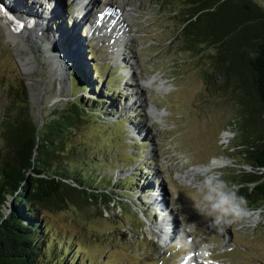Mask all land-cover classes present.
<instances>
[{
  "label": "rangeland",
  "instance_id": "rangeland-1",
  "mask_svg": "<svg viewBox=\"0 0 264 264\" xmlns=\"http://www.w3.org/2000/svg\"><path fill=\"white\" fill-rule=\"evenodd\" d=\"M77 1L0 0L2 16L12 12L15 20L23 19L15 28L24 29L32 20L39 38L29 46L13 42L0 24V122L6 118L8 86L19 76L35 120L42 121L61 98L93 97L100 106L65 139L60 163L86 176L95 194L110 190L104 198L111 202L94 200L87 209L68 201L61 208L41 209L49 263L196 264L197 257L198 264H264V213H256L263 201L223 228L193 207L200 172L191 170L222 160L212 168L236 184L238 174L229 162L249 164L245 148L255 135L243 130L242 91L218 77L207 78L216 49L183 42L182 0H108L109 11L129 14L123 22L131 35L125 39L117 33L120 26L116 31L109 26L114 16H97L102 0H88L94 7L88 15L86 8L77 12ZM120 40L126 46L119 47ZM73 64L87 75L83 83L90 88L73 84ZM159 77L171 86L160 89ZM222 132L228 148L218 142ZM180 154L190 162L181 164Z\"/></svg>",
  "mask_w": 264,
  "mask_h": 264
},
{
  "label": "trees",
  "instance_id": "trees-1",
  "mask_svg": "<svg viewBox=\"0 0 264 264\" xmlns=\"http://www.w3.org/2000/svg\"><path fill=\"white\" fill-rule=\"evenodd\" d=\"M261 1L182 0L178 9L183 42L190 48L204 43L216 49L210 55L214 70L209 74L213 76L207 74V78L218 77L243 93L239 100L245 120L243 130L255 135L245 148L252 171L236 178V184L243 185L239 195L245 198L247 207L264 202V173L256 171L264 168V0ZM69 73L75 86L90 88L83 83L87 75L77 64ZM7 93L6 118L0 122L4 140L0 155V264H50L49 256L45 257L49 242L44 238L40 210L61 208L68 201L87 209L94 200L111 202L104 198L109 197L110 190L95 194L96 187H91L86 176L75 175L72 166L60 163L66 150L65 139L80 120L96 114L100 106L94 105L97 99L93 97L61 98L40 121L31 114L24 78L17 77Z\"/></svg>",
  "mask_w": 264,
  "mask_h": 264
},
{
  "label": "clouds",
  "instance_id": "clouds-1",
  "mask_svg": "<svg viewBox=\"0 0 264 264\" xmlns=\"http://www.w3.org/2000/svg\"><path fill=\"white\" fill-rule=\"evenodd\" d=\"M218 142L224 148H228L230 143L224 138L223 132ZM179 160L181 164H186L190 162V157L180 154ZM229 165L236 169L238 175L252 171L250 164L229 162ZM256 171L264 173V168ZM198 175L200 179L195 187L199 199H193V207L200 215L209 218L212 225L223 228L250 215L247 201L239 195V190L243 185L230 184L223 178L222 172L211 167ZM256 213L257 215L264 213V208L257 209Z\"/></svg>",
  "mask_w": 264,
  "mask_h": 264
},
{
  "label": "bare ground",
  "instance_id": "bare-ground-1",
  "mask_svg": "<svg viewBox=\"0 0 264 264\" xmlns=\"http://www.w3.org/2000/svg\"><path fill=\"white\" fill-rule=\"evenodd\" d=\"M20 1V0H19ZM95 1V0H94ZM78 3H77V12H78V10L79 9H82V10H84L83 8H86V10H87V13H86V15H88V14H91L92 12H93V10H94V7H92V5H89V3H88V0H78L77 1ZM89 2H90V0H89ZM101 2V1H100ZM102 2H103V5L101 6L102 7V9H101V11H99L98 12V15L97 16H99V17H101V19H104L105 17H108L107 15H109V19L112 17V16H114L113 18V20L115 21V23L114 24H110L109 26L112 28V31H116V29L119 27V29H117L118 31H117V33L118 32H121L122 34H123V39H125L126 38V36H130L131 35V33L129 32V30H127L125 27H124V20L125 19H128V17H129V14H128V12L126 11V12H124V11H120L119 12V14L118 13H116L115 12V8L114 7H112V11H109V9H110V4H112V2L111 1H108V0H102ZM21 3V2H20ZM115 3V2H114ZM4 4V3H3ZM95 4V3H94ZM5 5V4H4ZM89 5V9L87 8V6ZM96 5V4H95ZM0 11H1V8H0ZM4 10L2 9V12H3ZM2 12H0V16L1 17H3V18H1L0 17V24H2V26H3V28L6 30V33H7V35H8V37L9 38H11L12 39V41L13 42H18V43H21V44H25V45H27V46H29V45H31L33 42H34V40H37V39H39L38 37H37V33H35V28L34 27H32L31 28V25H32V20L30 21H28V19L26 20V24L28 25V26H26V27H24V29L22 28V26L20 27V28H15L17 25H19L20 26V24H22V22H23V19L21 20H15L14 19V14L12 13V12H9V13H7V12H5V14H4V16H2L1 14H2ZM30 12L31 13H34L32 10H30ZM76 12V11H75ZM78 15V14H77ZM106 15V16H105ZM102 17H104V18H102ZM98 18V17H97ZM99 19V18H98ZM97 20V21H94V22H92V24H94V27H96V28H98V24H100L101 23V21L102 20ZM108 19V20H109ZM11 21H14L15 23H14V25H13V27H11L10 28V25H9V23L11 22ZM124 21V22H123ZM121 22H123V23H121ZM90 24V23H89ZM122 25V26H121ZM90 26V25H89ZM117 26V28H115ZM23 33V34H22ZM17 34H19V35H17ZM39 34H41V33H39ZM126 41V40H125ZM125 41H121L120 40V43H118V46L119 47H122V45L123 46H126V44L124 43ZM49 46L50 45H46L45 46V48H46V50H48V51H50V49H52L51 48V46H50V49H49ZM52 52H54V51H52ZM51 54V57H52V60H53V63H58V62H60V65H61V61H59V60H57V55H56V53H50ZM118 55H120V53H118ZM29 60V59H28ZM25 62H27V58L25 59ZM155 77H153V76H151V77H149L147 80H149L150 79V81L151 80H153ZM159 79L161 80V82L159 83V88L160 89H163V90H165V89H168L171 85L170 84H167L164 80H165V78H163V77H159ZM226 134V137L227 136H229V134L228 133H225ZM220 161H222V160H220ZM220 161H216L215 163H213V164H211V165H202V166H196L195 167V169H193V170H191L192 172H203V171H206L209 167H214L215 165H218L219 163H220ZM221 165V164H220ZM191 176V175H190ZM181 177H183V179H187L188 178V180H192L193 178H190L189 177V175L187 176V174H182V176ZM251 217V216H250ZM164 223V222H163ZM167 223V222H166ZM169 225V224H168ZM172 226V225H171ZM170 227V226H169ZM168 227V228H169ZM172 228H174V226H172ZM169 231V230H168ZM162 234H161V236H160V239L163 241L164 239H166V236H164L165 235V233L164 232H161ZM169 235H167V237H168ZM201 252H203V251H201ZM201 252H199V253H201ZM205 252V251H204ZM203 252V256H205V253ZM202 255V254H201ZM200 256V255H199ZM201 258V257H200ZM195 260H196V264H198V263H200L199 261H198V259H197V257H195ZM202 261V260H201Z\"/></svg>",
  "mask_w": 264,
  "mask_h": 264
},
{
  "label": "water",
  "instance_id": "water-1",
  "mask_svg": "<svg viewBox=\"0 0 264 264\" xmlns=\"http://www.w3.org/2000/svg\"><path fill=\"white\" fill-rule=\"evenodd\" d=\"M206 163H208V162H206Z\"/></svg>",
  "mask_w": 264,
  "mask_h": 264
}]
</instances>
